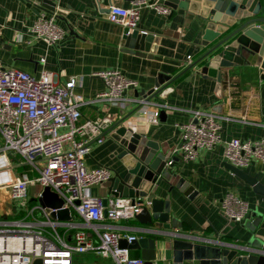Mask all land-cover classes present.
<instances>
[{
  "label": "crops",
  "instance_id": "obj_1",
  "mask_svg": "<svg viewBox=\"0 0 264 264\" xmlns=\"http://www.w3.org/2000/svg\"><path fill=\"white\" fill-rule=\"evenodd\" d=\"M51 1L55 4L52 14L56 15V24L65 31L64 38L56 47L37 40L27 32L40 15L46 14L39 8L45 0H0V67L20 70L36 78L43 71H49L61 85L73 77L82 79V86L75 90L87 103L82 108L81 123L109 118L112 128L126 119V125L157 143L164 154L171 153L172 157L179 158L173 169L178 177L171 183L184 179L196 194L190 199L178 190L172 191L170 198L176 228L171 231L191 239L218 241L214 246L245 244L251 236L248 226L253 222V213L263 206L262 197L226 167L229 163L224 157L225 144L212 151H200L189 162L184 161L176 150L181 146L182 126L191 120L195 111L214 113L219 117L224 141L264 138V81L256 66L257 58L249 57L252 62L250 67L221 69V95L218 97L216 81L198 73L205 62L189 69L219 41L209 47L203 45L206 23L197 15L178 10L164 16L149 5L143 6L138 30L160 39L156 52L148 53L125 47L123 38L129 31L109 21L110 7L117 4L130 8V0ZM111 70L121 71L137 83L136 88L126 95L135 102L124 106L95 101L97 95L105 91L104 82L95 74ZM160 75L170 76L174 81L165 82L160 94L148 100L149 93L157 89ZM142 100L148 103L144 105ZM159 104H166L170 109L164 111L165 116L160 117L158 124H154L150 115L159 110ZM121 151V145L112 138V133L106 132L104 143L92 145L85 164L89 169L106 167L113 173L120 172L122 165L118 156ZM240 170L257 178L264 186V164L253 162ZM109 185L93 187L90 194L109 198ZM168 189L169 185L164 184L159 198L166 199ZM31 191L36 194L38 189L31 188ZM3 193L0 191V194ZM228 194L249 205V213L241 223L229 222L221 210V201ZM2 203L8 210L11 209L9 217L14 218L13 205L7 198ZM119 226L126 230L124 233L148 236L143 234L148 228L138 220L121 222ZM172 240L167 238L164 241L168 243ZM166 248L167 251L164 255L160 254L159 259L164 257L170 264L173 250L168 245ZM130 254L133 258H141L140 250H131ZM74 264L114 263L87 253L76 256ZM183 264L201 262L192 260Z\"/></svg>",
  "mask_w": 264,
  "mask_h": 264
},
{
  "label": "built area",
  "instance_id": "obj_2",
  "mask_svg": "<svg viewBox=\"0 0 264 264\" xmlns=\"http://www.w3.org/2000/svg\"><path fill=\"white\" fill-rule=\"evenodd\" d=\"M145 5H149L147 0H133L130 8L112 5L109 21L129 32L137 30ZM149 6L164 16L172 13L165 6ZM56 19L55 14L40 15L27 32L56 47L65 36ZM95 76L105 85L96 102L126 106L136 101L126 95L137 83L123 72L103 71ZM81 86L82 79L78 77L61 85L49 71L36 78L0 67V191L9 195L15 210L14 218L0 219V264H34L36 260H42V264H74L76 256L87 253L110 259L114 264H145L141 258H133L130 249L120 246L122 240L132 243L143 237L124 233L126 230L119 223L136 220L151 203H143L141 198H100L90 194L93 187L108 183L114 176L109 168L89 169L85 164L92 145L104 143L113 123L109 118L81 123L82 108L87 104L75 92ZM158 107L150 115L154 124L159 123L161 111L170 109L166 104ZM218 119L214 113L195 111L182 126L181 146L176 152L184 161L194 160L200 151H212L224 143V157L230 165L244 169L253 162L264 164V138L224 141ZM31 188L38 189L35 208H29ZM46 189L63 200V206L51 212L68 210L69 221L52 219L39 204ZM220 206L229 222L241 223L249 213L248 203L232 194ZM149 233L148 229L143 232ZM174 235L187 238L180 233Z\"/></svg>",
  "mask_w": 264,
  "mask_h": 264
},
{
  "label": "water",
  "instance_id": "obj_3",
  "mask_svg": "<svg viewBox=\"0 0 264 264\" xmlns=\"http://www.w3.org/2000/svg\"><path fill=\"white\" fill-rule=\"evenodd\" d=\"M148 4L165 6L172 12L183 10L197 15L206 23L203 36L205 47L219 40L189 67L193 69L205 62L198 73L216 81L218 97L221 95V69L244 65L250 67L252 62L249 57L257 58L256 66L264 81V0H148ZM53 6H55L53 1L45 0L39 8L46 14H52ZM123 40L128 49L148 53H155L156 45L160 41L159 37L142 33L138 29L128 32ZM173 81L170 76L160 75L157 89L149 93L148 100L160 94L165 82ZM164 116L165 112L161 111V118ZM126 124L127 120L123 119L108 131L122 149L118 156L122 170L114 172V176L108 182L110 184L108 191L112 197L141 198L143 203L150 202L151 204L145 206L136 220L151 233L132 243L122 240L120 246L140 250L141 259L145 264L157 262L168 264L166 258L159 259V255H164L167 251L166 245L173 250V261L170 264H183L184 261L192 260L200 261L201 264H264V186L257 178L226 164V167L251 185L254 192L262 197L263 206L253 213V222L248 226L251 236L245 244L214 246L197 242L193 238H178L174 235L175 231H171L176 228V221L172 214L170 195L173 190H178L185 197L192 199L196 194L194 188L184 179L172 184V179L178 177V173L173 169L179 158L172 157L171 153L164 154L157 143ZM169 162L172 163L168 165ZM164 184L169 185V189L166 199H161L159 196L163 193ZM38 202L50 213L52 219L61 221L71 219L68 210L51 212L60 209L63 200L49 189L43 192ZM167 238L174 240L166 243L164 240ZM34 264H42V260H36Z\"/></svg>",
  "mask_w": 264,
  "mask_h": 264
},
{
  "label": "rangeland",
  "instance_id": "obj_4",
  "mask_svg": "<svg viewBox=\"0 0 264 264\" xmlns=\"http://www.w3.org/2000/svg\"><path fill=\"white\" fill-rule=\"evenodd\" d=\"M22 169V168H21ZM21 169H19V170H21ZM4 193V195L3 194H0V219H12V217H9V216H11V209H7V207H6V204H3L2 202L3 201H5L6 200V198H7V200H8V194L5 192V191H3ZM30 196H31V198L33 199V200H35V194H34V192H30ZM30 198V200L28 201L29 202V208H35L36 206H37V202H34V201H32L31 202V199Z\"/></svg>",
  "mask_w": 264,
  "mask_h": 264
}]
</instances>
